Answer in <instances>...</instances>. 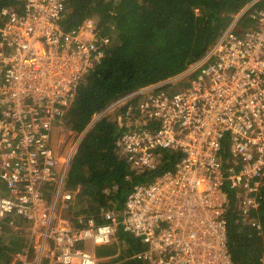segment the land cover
I'll return each mask as SVG.
<instances>
[{
    "label": "built area",
    "instance_id": "built-area-1",
    "mask_svg": "<svg viewBox=\"0 0 264 264\" xmlns=\"http://www.w3.org/2000/svg\"><path fill=\"white\" fill-rule=\"evenodd\" d=\"M17 1L0 8V220L27 240L9 253V264H97L95 247L119 231L146 244L137 254L146 264H234L223 216L229 190L256 231L261 225L251 211L264 206V8L247 5L241 15L253 27L237 31L232 21L178 76L127 93L95 115L139 96L136 108L113 117L119 157L138 171L156 168L161 150L181 156L151 182L134 185L121 211L100 206L72 223L58 203L78 191L62 190L78 140L59 158L49 132L103 59L110 33L101 35L92 17L64 29L66 0ZM58 162L63 170L47 202L43 186Z\"/></svg>",
    "mask_w": 264,
    "mask_h": 264
},
{
    "label": "trees",
    "instance_id": "trees-1",
    "mask_svg": "<svg viewBox=\"0 0 264 264\" xmlns=\"http://www.w3.org/2000/svg\"><path fill=\"white\" fill-rule=\"evenodd\" d=\"M249 2L252 0H66V16L61 21L64 29L92 17L101 35L110 33L103 59L82 78L63 117L73 142L95 115L121 96L183 72L204 55ZM18 5L17 0H0V8ZM261 8L264 0H255L249 7ZM237 24L244 31L256 23L245 12L237 18ZM140 101L141 97H133L112 111L124 113L127 106L136 108ZM118 130L111 122L104 129V137L87 131L69 161L65 189L78 191L74 199L58 209L73 223L78 216H88L100 206L121 211L134 185L151 182L172 169L181 156L164 149L156 168L132 170L119 157ZM228 199L223 216L231 260L234 264H260L264 253V206L251 211L260 222L259 233L238 214L234 190H229ZM8 229L0 234V264H9V249L25 246L23 238L9 234ZM146 247L139 238L119 231L110 243L95 247L97 264H146L137 257Z\"/></svg>",
    "mask_w": 264,
    "mask_h": 264
},
{
    "label": "rangeland",
    "instance_id": "rangeland-1",
    "mask_svg": "<svg viewBox=\"0 0 264 264\" xmlns=\"http://www.w3.org/2000/svg\"><path fill=\"white\" fill-rule=\"evenodd\" d=\"M129 2H130V0H129ZM252 3H253V0H252V2H249L247 5H251ZM244 8H242L240 10V12L233 19V21H237V18L241 15V12H242V10ZM234 29L237 30V31H241L242 28L236 22V25L234 26ZM112 113H113L112 110L107 112L106 116L104 118L102 117L101 119L100 118H96V116L93 117V120L91 121V124L86 127V132L90 131L95 136L104 137L105 136L104 129L107 128L111 122H114L113 115L111 116ZM49 135H50L49 143H50V146L52 147V149L54 150L55 155L58 156L59 158L61 156H63L64 159H67L68 158V152H69L70 148L74 145L75 141L73 142L74 136L71 134V131L63 124V119H62L61 123H59L57 121L53 122V125H52V128H51L50 132H49ZM226 146L228 147V142L226 143ZM63 166H64V164H62L61 162H58L56 164V166H55L56 176H55L54 180L51 181V182L46 183L43 186V190L49 193V197L46 199L47 202H51L52 199H53V193H54V190H55L56 185H57V180L60 177V173L63 170ZM62 190H65L64 180H63ZM64 204L65 203H63V205ZM61 205H62V203L59 202L58 203V208H60ZM58 211L61 214V211L59 209H58ZM85 216H86L85 214H82V215H80L78 217H85ZM8 226H9V224H8V222L6 220H4V221L0 220V229H1L0 230V234H2L3 231L6 230V228H9ZM8 232H10L9 234H12V233L15 234V232H13V230H9ZM257 232L260 233V231H257ZM24 236H26V235H24ZM104 245H106V244H104ZM99 247H100V245L96 246V249H98ZM11 251H14V249H9L8 250V252H11ZM96 258L99 260V256L98 255L96 256Z\"/></svg>",
    "mask_w": 264,
    "mask_h": 264
},
{
    "label": "crops",
    "instance_id": "crops-1",
    "mask_svg": "<svg viewBox=\"0 0 264 264\" xmlns=\"http://www.w3.org/2000/svg\"><path fill=\"white\" fill-rule=\"evenodd\" d=\"M115 114H116V112L112 113L111 116L113 115V117H114ZM105 116H106V114H105L104 116H102V117L104 118ZM102 117H101V118H102ZM101 118H100V119H101ZM92 120H93V119H92ZM87 126H88V125H87ZM85 133H86V128H85L84 131L80 134V136L77 138V140H78L79 138H80L79 140H81V138L84 136ZM77 140H76L75 142H77ZM78 143H79V142H78ZM78 143H77V145H78ZM72 147H73V146H72ZM72 147H71V148H72ZM71 148H70V150H71ZM76 148H77V147H76ZM76 148H75V151H76ZM70 150H69V152H70ZM69 152H68V155L70 154ZM60 158H64V157L61 156ZM7 229H8V228H6V230H7ZM0 230H1V229H0ZM9 230H11V229L9 228ZM9 230H8V231H9ZM13 232H14V231H13ZM16 235H17V234H16ZM24 235H25V234H23V235H18V236L24 238L23 240L26 241V240H27V237L24 236ZM23 247H24V246H23ZM23 247H22L21 249H19V250L22 251V250H23ZM9 253H10V252H8V255H9ZM10 259H11V258H10Z\"/></svg>",
    "mask_w": 264,
    "mask_h": 264
},
{
    "label": "water",
    "instance_id": "water-1",
    "mask_svg": "<svg viewBox=\"0 0 264 264\" xmlns=\"http://www.w3.org/2000/svg\"><path fill=\"white\" fill-rule=\"evenodd\" d=\"M241 13H242V12H241ZM90 124H91V122H90L88 125H90ZM79 139H80V138H79ZM79 139H78V142L80 141Z\"/></svg>",
    "mask_w": 264,
    "mask_h": 264
}]
</instances>
